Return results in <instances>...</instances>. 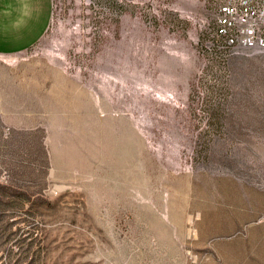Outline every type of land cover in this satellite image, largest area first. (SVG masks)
I'll list each match as a JSON object with an SVG mask.
<instances>
[{"label":"rangeland","instance_id":"374dc122","mask_svg":"<svg viewBox=\"0 0 264 264\" xmlns=\"http://www.w3.org/2000/svg\"><path fill=\"white\" fill-rule=\"evenodd\" d=\"M54 1L0 56V264H264V54L198 0Z\"/></svg>","mask_w":264,"mask_h":264},{"label":"built area","instance_id":"2783aa9c","mask_svg":"<svg viewBox=\"0 0 264 264\" xmlns=\"http://www.w3.org/2000/svg\"><path fill=\"white\" fill-rule=\"evenodd\" d=\"M198 1L200 10L188 18L212 38L207 50L217 52L224 62L245 52L264 54V0ZM52 3L54 15L56 4L54 0ZM202 10L207 18L200 14ZM195 43L203 46L202 41Z\"/></svg>","mask_w":264,"mask_h":264},{"label":"crops","instance_id":"0c3cea01","mask_svg":"<svg viewBox=\"0 0 264 264\" xmlns=\"http://www.w3.org/2000/svg\"><path fill=\"white\" fill-rule=\"evenodd\" d=\"M52 0H0V56L32 48L46 33Z\"/></svg>","mask_w":264,"mask_h":264}]
</instances>
